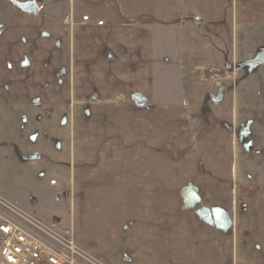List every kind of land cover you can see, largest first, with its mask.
<instances>
[{
	"label": "crops",
	"instance_id": "0c3cea01",
	"mask_svg": "<svg viewBox=\"0 0 264 264\" xmlns=\"http://www.w3.org/2000/svg\"><path fill=\"white\" fill-rule=\"evenodd\" d=\"M262 53L264 0H0V151L104 264H264V171L205 72Z\"/></svg>",
	"mask_w": 264,
	"mask_h": 264
},
{
	"label": "rangeland",
	"instance_id": "374dc122",
	"mask_svg": "<svg viewBox=\"0 0 264 264\" xmlns=\"http://www.w3.org/2000/svg\"><path fill=\"white\" fill-rule=\"evenodd\" d=\"M252 62L230 63L227 67L225 66V69L208 66L207 68L221 72L222 77L215 81L211 80L209 69L205 68V72L208 80L221 86L215 95L218 97L222 90V98L218 101H229L234 110L239 141L245 150L244 159L252 157L257 162L258 169L264 171V62ZM8 145L9 143L6 145L8 148L0 151L1 197L10 203L19 205L24 211L40 220L58 221L60 224L67 225L53 216L55 212H59L64 203H69L68 199H60L61 184L51 183L53 180L50 183L32 181L29 175L19 171L18 157ZM40 162L41 159L36 160L35 164ZM53 179L55 180V177ZM68 195L69 184L65 191V196L68 197ZM216 215L221 216V211L212 213L213 218ZM217 222H222L221 227L227 229L233 224L231 218L228 217L221 221L215 220L214 223Z\"/></svg>",
	"mask_w": 264,
	"mask_h": 264
},
{
	"label": "built area",
	"instance_id": "2783aa9c",
	"mask_svg": "<svg viewBox=\"0 0 264 264\" xmlns=\"http://www.w3.org/2000/svg\"><path fill=\"white\" fill-rule=\"evenodd\" d=\"M64 20L72 25L69 16ZM83 20L88 21V16ZM207 69L212 81L222 77L220 71ZM0 264L104 263L77 243L74 225L40 220L0 195Z\"/></svg>",
	"mask_w": 264,
	"mask_h": 264
},
{
	"label": "water",
	"instance_id": "95a60500",
	"mask_svg": "<svg viewBox=\"0 0 264 264\" xmlns=\"http://www.w3.org/2000/svg\"><path fill=\"white\" fill-rule=\"evenodd\" d=\"M253 62L254 63L264 62V53H262L261 55H259L258 58H256L255 60H253ZM222 94L223 93H222V90H221L219 96L217 97V100H221ZM26 158L28 160H34V159H38L39 158V155L38 154H29V155L26 156Z\"/></svg>",
	"mask_w": 264,
	"mask_h": 264
}]
</instances>
